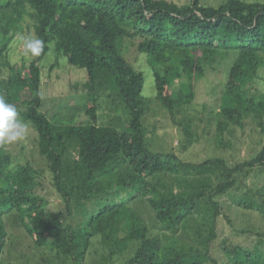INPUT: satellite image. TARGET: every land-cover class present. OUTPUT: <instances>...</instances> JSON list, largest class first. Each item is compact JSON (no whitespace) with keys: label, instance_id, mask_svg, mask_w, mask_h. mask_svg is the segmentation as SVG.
I'll return each instance as SVG.
<instances>
[{"label":"trees","instance_id":"obj_1","mask_svg":"<svg viewBox=\"0 0 264 264\" xmlns=\"http://www.w3.org/2000/svg\"><path fill=\"white\" fill-rule=\"evenodd\" d=\"M0 9V35L9 34L0 44V69L10 73L3 96L22 108L19 118L36 132L38 153L64 205L63 212L49 210L48 200L36 192L38 170L14 166L0 147V256L4 216L15 212L34 246L53 251L57 264H83L95 237L108 250L104 264H208L221 216L215 198L236 186L237 174L246 177L264 166V146L233 167L221 159L195 164L151 151L142 122L151 103L142 95L144 74L126 60L122 47L132 42L146 57L154 99L172 118L193 102L195 83L206 70L230 58L217 122L241 125L250 115L261 120L264 93L256 95L250 85L264 74V2L7 0ZM26 32L44 40L45 50L28 63L11 64L7 46L12 36ZM50 45L69 66L84 71V82L74 89L84 91L87 124L53 122L40 112L39 63ZM105 93L128 115L122 132L96 124V102ZM261 193L259 203L243 196L235 204L264 220V189ZM138 198L155 214L161 236H147L128 207ZM133 243L137 247L129 258L110 260ZM227 256L228 264H264V247H234Z\"/></svg>","mask_w":264,"mask_h":264},{"label":"rangeland","instance_id":"obj_2","mask_svg":"<svg viewBox=\"0 0 264 264\" xmlns=\"http://www.w3.org/2000/svg\"><path fill=\"white\" fill-rule=\"evenodd\" d=\"M7 0H0L4 5ZM178 6L191 3V0H165ZM226 0H200L204 6H218ZM247 2H264V0H244ZM1 10V9H0ZM4 11V10H3ZM3 11H0L3 13ZM32 33L31 29L29 30ZM24 35H28L27 32ZM19 34L12 36L7 46L6 56L11 64H22L31 61L23 55ZM9 34L0 35V44L6 43ZM123 54L134 69L144 74L142 95L150 99V109L142 119L148 148L156 153H172L181 161L201 163L206 160L221 159L229 167L243 164L254 157L264 146V116L256 120L251 115L243 118L242 124L221 125L217 122L224 85L227 80V69L230 58L206 70L205 76L195 83L193 102L182 107L171 117L154 99V87L147 59L139 54L133 43L124 41ZM58 57V58H57ZM41 67L39 94L42 99L40 112L53 122L87 124L88 117L84 112V91H75L76 83L85 80L83 70L69 66L66 59L54 53L53 45L39 63ZM10 73L0 69V95H3L5 81ZM256 95L264 93V74L250 85ZM98 126H112L119 132L124 131L128 115L123 106L111 100L107 93L102 94L96 102ZM18 112L22 108H17ZM225 121V119H221ZM2 147L9 153L15 165L29 164L39 172L40 186L36 190L49 202L48 209L53 213L64 211V205L56 194L46 164L38 153L37 135L30 127L28 134L21 141ZM236 186L224 195L215 199L219 202L221 216L216 222V236L209 244L208 264H228L227 250L234 247H264V220L262 215L235 204L243 196L252 197L255 202L261 201L264 189V166L250 170L245 177L236 176ZM260 191V193H258ZM128 207L137 214L141 225L147 229V236H161L158 222L148 204L140 198L130 202ZM75 218V217H74ZM77 218L74 220L76 221ZM6 238L0 256V264H57L54 252L47 248L35 247L31 237L22 228L15 212L4 216ZM73 221V222H74ZM183 238H187L180 232ZM125 236V232L121 234ZM137 243L130 244L124 255H114L109 259L120 263L129 258ZM108 250L101 244L99 237L91 240L83 264H104ZM108 259V260H109ZM51 261V262H50Z\"/></svg>","mask_w":264,"mask_h":264},{"label":"clouds","instance_id":"obj_3","mask_svg":"<svg viewBox=\"0 0 264 264\" xmlns=\"http://www.w3.org/2000/svg\"><path fill=\"white\" fill-rule=\"evenodd\" d=\"M18 39L26 57H40L45 50V41L35 35L20 34ZM29 129V123L19 118L17 107L0 95V146L21 141L26 137Z\"/></svg>","mask_w":264,"mask_h":264}]
</instances>
